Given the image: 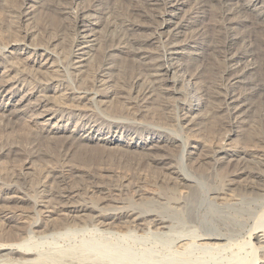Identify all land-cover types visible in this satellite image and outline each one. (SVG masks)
<instances>
[{"label": "bare ground", "instance_id": "6f19581e", "mask_svg": "<svg viewBox=\"0 0 264 264\" xmlns=\"http://www.w3.org/2000/svg\"><path fill=\"white\" fill-rule=\"evenodd\" d=\"M3 1L22 26L9 21L13 33L9 27L10 36L0 33L19 50L14 59L9 43L0 47V129L21 121L36 127L38 139L62 141L60 163L41 173L30 170L38 144L14 141L0 150L24 165L16 174L22 188L0 174V264H40L30 234L88 229L119 242L156 237L180 254L190 244L203 254L215 252L230 229H207L190 239L180 230L196 221L199 181L193 171L205 179L223 176L222 188H205V201L232 207L246 224L263 212L264 0H43L40 22L29 5L40 0ZM59 50L75 82L63 90L55 69L54 75L46 70L56 67ZM191 102L200 115L185 110ZM65 114H74L75 122ZM244 125L242 145H231L230 136ZM190 132L198 146L186 143ZM118 133L151 137L113 138ZM177 151L186 171L173 165ZM117 164L132 177L111 167ZM150 178L165 203L152 191L139 193V183ZM33 184L40 190L35 198L27 191ZM133 187L143 203H122L121 194ZM28 210L41 215L40 222L49 220L25 227ZM239 232L248 235L253 264H264V222ZM105 244L79 250V261L108 264ZM115 253L113 264L134 262L126 251Z\"/></svg>", "mask_w": 264, "mask_h": 264}, {"label": "rangeland", "instance_id": "374dc122", "mask_svg": "<svg viewBox=\"0 0 264 264\" xmlns=\"http://www.w3.org/2000/svg\"><path fill=\"white\" fill-rule=\"evenodd\" d=\"M0 1L2 2L3 0H0ZM41 1H43V0H40V2L38 1L35 4L33 2H31V4H29V5H32L34 8V9L32 8V13H34L35 17L33 16V14H31V17H33L34 21H37L35 18H37V17L40 18L42 15H45V14H43L44 12H43V6H42ZM1 2H0V27H1L0 33H3L1 35L8 37L7 35L10 36L9 33H13V31H14V27L12 28V25H9V24H11L12 21H14V23L16 21L18 22V19L15 20V17L13 19L12 18L13 15L11 13H10L11 14V17H10L9 14H7L9 12L7 11V13H6V10H5L6 8H4V5H3L4 1L2 3ZM40 4L42 7L40 6ZM34 10H35V12H33ZM37 13L39 15H37ZM42 17H45V16H42ZM39 18H37L38 19L37 22H40ZM9 21L11 23H9ZM17 22L15 23L16 26L18 24ZM19 23H23V22L19 21ZM26 23H28V22H26ZM18 26L21 27L22 24H18ZM7 27H9L10 30H7L8 29ZM5 31H6V34H5ZM11 40H12V38H11ZM11 40H10V38H9V40H7V39L0 40V47L7 46L8 43L9 44L14 43L13 42L14 40H12V42H10ZM10 46H11V48L9 50H12L14 53L11 55V58L17 59L19 57L18 56L19 50L17 48H15V46H12V44H10ZM59 52H60V56H59V59L56 60L57 61L55 63L56 67H54L53 69L51 67H47L46 70L48 73L51 72L50 74H53L54 69H55L54 74L56 73V76H59L58 77L60 79L59 84L61 85V88L63 90L66 86L68 88H70L71 86H74L75 82L71 76V71L68 68H66V66L64 64H62L63 59H65L64 58L65 57L64 52L61 50H59ZM5 63H6V61L4 62V65H5ZM57 65H58V67H57ZM29 82H30V80H29ZM57 95H58V93L53 95V97L54 96L56 97ZM194 105L195 104L193 102L187 104L185 106V110L188 111L189 109L192 108L191 112H195L194 114L200 115L201 111L200 112L197 111L196 106H194ZM73 115L74 114H67V115L65 114L66 119L72 118L71 120L75 122L76 118L73 117ZM102 115H104V117H107L105 114H102ZM0 122L3 123V121L1 119H0ZM18 122L19 123H17V121H16L17 124L12 123L13 125H10L12 128L10 127L6 130H4V129L1 130L2 128L0 127L1 128L0 129V145H2V144L4 145V146L3 145L0 146L1 147L0 150H2V147H3V149H6L7 146L8 147L13 146L14 143H15V145L16 144L17 145L23 144L25 146L28 144H38V146H37L38 149L36 148L38 150L37 151L38 154L34 155L31 158L30 170L38 171V173L40 171L45 172L47 170V168L51 167L53 164H54V166H55V163L59 164L60 162H58V160H56V155L58 156V154H57V150L59 149L58 144H60V142L62 140L56 139L57 141L56 140L53 141V139L48 140L47 137H46L47 139L46 138L38 139L36 137L37 134L35 135V132H37V131H35L36 127L33 126L34 127L33 128V127H31L32 125L30 126L29 124L27 127V125L25 126L26 123L24 124L21 121H18ZM69 124L70 125L68 126V129L72 130L74 128L73 127L74 125H73V123H69ZM245 127H246V125H244L243 128L241 127L240 128L241 130H238L237 134L233 133L230 136L229 141L231 142L230 143L231 145L234 144L235 146H237V143L238 142L240 143V141L242 143L243 139L245 138V133L247 130V129L245 130ZM169 129H174V128L169 127ZM31 130L34 131V134L32 133ZM175 132L178 135L180 134L176 129H175ZM22 134L24 136L26 135L25 136L26 138H24V137L22 138V136H23ZM189 134H190V136L185 140L186 143H189L188 145L198 146L197 142H196L198 140V136L197 135L195 136V134L193 133L194 135H193V137H191L192 133L190 132ZM8 136H10V138ZM1 137H3V138H1ZM7 137L10 140H8ZM28 137H29V139H28ZM122 137H123V139H133V141H134L137 139L138 140L139 139H144V140L149 139L151 137V135H147L145 133H141L140 135H137V133L136 134L135 133L134 134L133 133H126V134L125 133H123V134L118 133L115 135L113 134V138H116V139L121 138L122 139ZM201 137L202 136H199V138H201ZM5 138H7V139H5ZM205 138H206V135H205ZM34 139L36 140V142H34L35 141ZM6 140H8L10 142H8ZM4 141H6L5 142L6 144L13 143L14 141L15 142L11 145H9V144L6 145L4 143ZM16 141H19V143ZM205 141H206V139H205ZM32 142H34V143H32ZM239 143H238V145L241 146L242 144L241 143L239 144ZM188 150H190V149L188 148ZM177 152L175 154V161H174L175 163L173 162L174 163L173 165H175V167L177 169H181L183 171H186V168L181 164L182 163L181 162L182 161L181 160L182 154L179 151H177ZM5 154L6 153H4L3 155L0 156V174L5 173L9 177L11 176L10 177L11 180L13 177L16 180L20 179V178H16V174H18V172H20L21 170L23 171V169H24V165L22 164L23 162L21 161V159L18 160V159H15L14 157H11L10 155L7 156ZM52 161H53V163H52ZM111 167L112 168H117V167L119 168V167H121V164L120 165L117 164V166L114 165ZM121 169H124L123 170L124 173L122 172ZM119 170H121V172L124 175L132 177V175L130 174L132 172V170H129L128 168H124V167L119 168ZM127 170L129 173L127 172L128 174H125ZM194 172L195 171H193L192 176H196V178L199 181V191H198L199 193H198V197H197L198 198L197 201H199V202H196L195 203L196 205L194 204V207L196 208V209L194 208V213H196V215H195L196 221H192L194 223H187L188 222L187 221L186 224H184L183 228H182V226L180 227V230L182 232V235H185V237L187 239H190V238L194 237L196 234L200 233V231L202 232V231H205L207 229H210V230H213L215 228H224L227 230L230 229L228 240L226 242H224V246L222 248H220L219 250H217L215 252H205V254H203V252L201 253V251L198 250V248H196L195 246H192V244H190L188 251L185 252L184 254H180L182 252L177 251L176 248L174 249V245L172 243H168V241L166 242L163 239H156V237L148 238L145 240H137L135 238H129L126 241L119 242L118 239L113 237V236L104 235L99 231H94L91 229L82 230V231H69V232L60 231L61 232L60 234L50 233V234H46L43 236L33 235V234L29 235V238H30L29 242H30V245L34 249V253H35L36 257H40L39 259L43 260V261H38V263H40V264H55V262H56V264H85L84 262L79 261L80 260L79 254H78L79 250H81L83 248H85V249L90 248L91 249L92 246L97 245L98 243L102 242V243H106L105 245L109 247L108 253L104 254V256H103V260L105 262H107L108 264H113V262L109 261L110 256H115L116 255L115 252L122 253V251L128 252L129 255H132V260L134 259L133 260L134 262L130 261L127 264H135V263L142 264L141 262H143L144 259H146V258L155 259L153 264H253L255 257L252 254L250 246L247 245V242L249 241L248 235H246L244 233H240L239 231H241L242 229L246 230L250 225L252 226L253 224H256L257 226L262 224L264 222V208L262 210L263 212H261V214L259 213L260 215L254 216L256 219L252 218L251 222H248V224L244 223L243 220L239 219L237 213L232 210V207L230 208V206H227L225 204L224 205L225 208H224L222 206L213 205L212 203L205 201V188L212 189V190L213 189H219L220 186L222 188V186L224 184L223 183V181H224L223 176H221V174H219V173H216L210 179H205V175H198V174H195L197 172H195V173ZM46 175H47V173L44 174L43 179ZM151 177H152V175H151ZM16 180H14V181H16ZM210 180H212V181H210ZM17 181H18L17 185L19 188L24 187L21 180H17ZM154 183L155 182L153 181V178L152 179L150 178L148 181L139 183L138 187L141 189V191L139 190V193L143 192L144 189H145L144 191H152L155 193V196H157L156 200L161 199L160 200L161 202L158 201L159 203H165V200L167 198L160 193L161 190ZM35 187H36V184H33V186H31V188H29V186L27 187V191H29L30 196H33V198L37 197V195H40V190L38 188H35ZM132 189H133V191H132ZM130 190L131 191L128 192L127 194H125V193L123 195L121 194V197H120L121 200L120 201H123L122 203H127L128 201H132L135 203V205H139V204L143 203L144 200L142 201V199L139 198L138 193L135 192L136 191L135 188L133 187ZM82 195L84 197V195H85L84 191H83ZM208 196H209V198L213 197L212 195L211 196L208 195ZM140 199H141V201H139ZM162 201H164V202H162ZM197 203H198V205H197ZM160 205H162V204H160ZM169 205L170 204H168L167 206H169ZM198 208H199V210H198ZM233 208H236V207H233ZM236 209H238L240 211L239 208H236ZM240 212H242V211H240ZM25 214H24L26 216V217H24V218H26V219H24L25 220V223H24L25 227H28L30 225H35V224L36 225L41 224L43 226L44 221L49 220L48 218L45 220L42 219L43 221L40 222L41 215H39L36 212H31L30 210L26 211ZM54 217L57 218L58 216L52 215L51 219L52 218L54 219ZM258 218H260V219H258ZM257 220H259L260 222ZM254 222H256V223H254ZM2 227H3V223L0 220V228H2ZM183 231H186V232L188 231V232L186 233ZM225 244H226V246H225ZM170 250H172V251H170ZM69 252H73V253L69 256L68 255ZM75 253H77V254H75ZM206 253H208V254H206ZM89 254H93V252L89 251ZM175 254L179 255V256L177 257ZM52 256L55 258L58 257L57 261H52ZM61 256L64 258H62Z\"/></svg>", "mask_w": 264, "mask_h": 264}]
</instances>
